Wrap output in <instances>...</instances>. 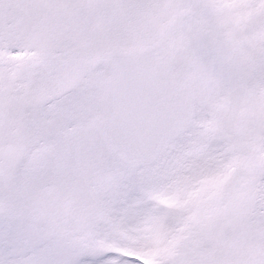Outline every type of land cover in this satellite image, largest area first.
Listing matches in <instances>:
<instances>
[{
    "label": "snow or ice",
    "instance_id": "obj_1",
    "mask_svg": "<svg viewBox=\"0 0 264 264\" xmlns=\"http://www.w3.org/2000/svg\"><path fill=\"white\" fill-rule=\"evenodd\" d=\"M0 264H264V0H0Z\"/></svg>",
    "mask_w": 264,
    "mask_h": 264
}]
</instances>
